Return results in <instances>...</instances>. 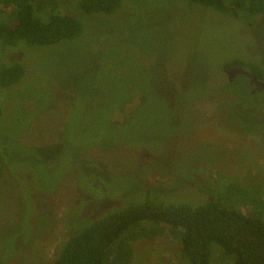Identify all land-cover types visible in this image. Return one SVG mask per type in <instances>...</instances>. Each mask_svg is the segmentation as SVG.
Wrapping results in <instances>:
<instances>
[{
    "label": "rangeland",
    "instance_id": "rangeland-1",
    "mask_svg": "<svg viewBox=\"0 0 264 264\" xmlns=\"http://www.w3.org/2000/svg\"><path fill=\"white\" fill-rule=\"evenodd\" d=\"M62 7L83 22L80 37L0 40V67L26 70L0 87V259L50 263L90 223L146 201L218 199L264 215V83L226 68L264 66V12L190 0H122L113 14ZM181 251L169 226L144 220L106 264H189ZM235 257L213 243L209 264Z\"/></svg>",
    "mask_w": 264,
    "mask_h": 264
},
{
    "label": "trees",
    "instance_id": "trees-1",
    "mask_svg": "<svg viewBox=\"0 0 264 264\" xmlns=\"http://www.w3.org/2000/svg\"><path fill=\"white\" fill-rule=\"evenodd\" d=\"M66 0H0V40L5 46L53 45L80 37L83 22L63 9ZM122 0H79L87 13L113 14ZM219 13L237 16L246 10L264 12V0H190ZM240 68L264 83V66L256 61L235 59L226 68ZM26 75L15 62L0 67V87H11ZM3 111L0 105V119ZM256 207L259 203H256ZM157 220L170 227L181 244V256L189 264H209L211 245L218 243L226 254L236 257L232 264H264V215L245 213L223 205L218 199L204 204H154L146 201L95 220L68 238L56 258L46 264H106L112 244L133 224ZM120 258L129 260L132 249ZM184 259V260H185ZM116 260V257L114 261ZM0 264H8L0 259Z\"/></svg>",
    "mask_w": 264,
    "mask_h": 264
}]
</instances>
